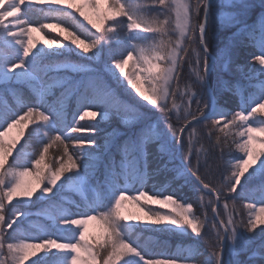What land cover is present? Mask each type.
<instances>
[{
    "label": "snow or ice",
    "instance_id": "snow-or-ice-1",
    "mask_svg": "<svg viewBox=\"0 0 264 264\" xmlns=\"http://www.w3.org/2000/svg\"><path fill=\"white\" fill-rule=\"evenodd\" d=\"M99 2L85 0L84 6L77 7L66 0H0V48L6 53L0 55V103L8 92L18 95L17 85L26 86L33 94L20 101L17 110L0 111V264L29 261L30 264H181L188 260L179 254L157 253L149 248L133 231L140 222L150 231L188 234L194 240L207 237L203 230L208 225L215 233V243L203 264H241L236 258L241 252L249 254L248 264H264V227L256 231L264 225V79L257 78L264 77V0H146L143 4L113 0L103 14L99 13ZM65 3L66 8L62 7ZM85 6L97 11L99 24L85 13ZM153 8L158 9L156 17L144 15L145 10ZM68 9H75L100 35L87 29ZM37 10L55 23L37 26L30 18V13ZM250 12H258L251 24L247 21ZM69 19L87 33L84 39L70 30L73 24L63 27ZM109 21L112 23L108 24ZM214 22L235 29L228 43L215 52L210 51ZM170 24L174 25L171 29ZM120 27L129 30L123 41L117 39ZM55 28H61V35L67 31L70 42L45 40L49 48H37L40 41L33 33ZM169 31L178 33L175 39ZM146 33L152 34L151 37ZM136 40L146 43H133ZM186 40L190 42L188 45ZM246 42L258 49L251 55L252 67L246 74L249 91L241 96L238 110L228 111L220 107L217 94L207 81L218 68L227 67L233 43ZM191 43L197 45L192 51L201 91H193L191 86L183 91L179 88ZM54 44L57 47L52 49ZM60 50L76 52L90 61L100 59L106 52L105 71L116 85L124 86L123 91L118 94L102 72L72 63L67 57L61 59ZM129 61H133L134 69L130 73L125 71ZM236 70L241 71L239 65ZM72 74H78L79 78ZM141 75L146 88L141 86ZM224 87L226 82H222L221 90ZM54 89L59 90V95ZM124 92L127 100L120 98ZM178 95L180 105L176 102ZM72 101L76 107L69 118L67 106ZM110 113L133 126L129 128L133 134L116 146L121 154L119 162L111 153V146L117 135L124 134L99 127ZM88 116L99 120L96 124L81 123ZM204 128L209 139L216 134V145L220 147L223 168L219 183L207 163L201 165L200 152L194 151ZM13 129L18 130V136L6 142L5 137ZM101 131L103 143H98L92 137ZM257 132L262 135H254ZM221 134L223 144L228 143L230 135L237 137L232 143L242 154L229 153L225 159ZM21 138L24 144L15 151L9 164ZM33 142L38 147L28 153L25 147ZM148 144L160 146L158 158H166L169 163L180 159V164L171 168L165 164L164 168L157 167L149 173ZM54 145L62 146L63 155L55 165H45L44 171L41 165ZM102 162L101 180L98 164ZM33 164L35 185L24 179L33 174ZM162 171L175 173L176 180L187 181L190 176L196 182L195 189L214 196V200L209 199L205 205L201 196L199 207L203 211L198 215L193 204L178 196L176 189L165 192L151 186L145 191L150 175ZM257 179L260 183L256 189L249 190L248 186ZM238 188L240 192L233 197ZM66 190L78 192L82 202L65 204L62 193ZM238 198L255 201L245 205L248 219L240 222L243 231L239 230L227 203ZM222 200L226 219L219 210ZM126 201L137 207L143 201L174 207L163 214L145 203L141 208L142 211L147 208L145 221L143 217L124 214ZM37 205L51 223L38 234L27 230L21 233L33 215L28 209ZM97 219L107 232L106 243L99 248L86 239L89 222ZM40 252L43 255L39 260L32 259Z\"/></svg>",
    "mask_w": 264,
    "mask_h": 264
},
{
    "label": "trees",
    "instance_id": "trees-1",
    "mask_svg": "<svg viewBox=\"0 0 264 264\" xmlns=\"http://www.w3.org/2000/svg\"><path fill=\"white\" fill-rule=\"evenodd\" d=\"M67 2H73L76 4L77 7H81L85 5V0H66V3ZM135 2L143 4L146 2V0H135ZM66 3L62 5V7L66 8ZM112 3L113 0H100L98 5L99 13L103 14L108 12L109 7ZM68 11H72L77 17V19L81 21L83 25L86 26L87 29H90L91 32H95L97 35H100L97 29L93 28L92 25L89 24L84 17H81L79 13L75 12V9H68ZM84 11L88 16L91 17L92 20H94L98 24L100 23V16L97 14L96 10L85 6ZM144 15L148 17H156L158 15V9L153 8L151 10H145ZM256 17H258V12H250L247 17L248 23L249 24L253 23ZM30 18L31 20L36 22L37 26L39 25V23H55V21L53 20L45 19L44 15L40 13L39 10L30 13ZM119 19H126V18L120 17ZM159 19L163 20L164 17L159 16ZM111 23H112L111 21L108 22V24ZM68 24H73V27L70 30L75 32L77 35H80L81 39H84V35H86L87 33H83V29H81L78 25L73 23L70 19L67 20V22L63 25V27L67 28ZM169 28L170 29L172 28L171 24L169 25ZM213 28L214 30H213L212 40L210 43V51L215 52L217 48H223L225 44L228 43V37L232 35L235 29L220 27L219 24L216 22H214ZM117 31L119 32V36L117 37L118 40L123 41L129 35V30L126 27H120L117 29ZM174 34H175L174 32L169 31V35L172 36L173 39H174ZM145 35L151 37L152 34L146 33ZM33 37L36 40L40 41V43L37 44V48L44 47L47 49L48 45L44 43L45 40H57L60 41L61 43L70 42V37L67 31H65L63 35H61V28L45 29L39 32H34ZM85 42L87 43L89 41L86 40ZM133 43H136L138 45H143L146 43V41L136 40L133 41ZM60 51L63 52V57H61V59L67 57V59L72 63L83 64L87 66V68L95 69L97 71L102 72L105 76V79L109 80V83L112 85L114 89L117 90L118 94H120V91H123L124 86L116 85L115 81L110 79L108 73L105 71V61H107L108 59L106 52L101 56L100 59L95 61H90V60L82 59L80 56L77 55L76 52L64 51V50H60ZM77 51H81V50L77 49ZM257 51L258 49L250 42H246L244 44L233 43V55L227 67L218 68V71L209 77L211 87L214 93L217 94L219 105L223 108H226L228 111L238 110L237 106L241 102V96L248 94L249 91L247 88L248 80L246 78V74L250 72V69L252 67L250 63L251 55ZM4 54H6L5 50L3 48H0V55H4ZM237 65L240 66L241 71L236 70ZM125 71L129 73L134 71L133 61H129V64L125 66ZM72 75L74 76V78H79L78 74H72ZM257 78L264 79V77H257ZM143 80L144 77L143 75H141L140 78L141 86L143 88H146L147 85L143 83ZM222 82H226V87H224L223 90H221ZM254 83H257V81H254ZM128 87L130 88L131 86L129 85ZM237 88L240 89L239 93H237ZM16 91L18 95H14L12 92H8L7 94H5L4 102L0 103V111H5V110L15 111L18 109V104L20 101L28 100L30 97L33 96L30 89H28L26 86L23 85H17ZM54 91H56V94L59 95L58 89H54ZM132 91L134 92V90ZM120 98L122 100H127V92H124V94L121 95ZM75 107H76L75 101H72L67 106L69 118H71L70 113L75 110ZM20 114H23V111H21ZM98 120L99 118H93L91 116H88L85 117V120L81 121V123L96 124ZM206 122L207 121H205V123ZM99 127L104 129L106 132H111L113 129H116L118 133L124 134V135H117L114 139V143L111 146V153L114 155L115 160L119 162V160L121 159V154L116 151V146L122 145L124 139H126L127 136L133 134L132 131L129 130V128L133 126L124 124L120 116H116L110 113L108 120H106L103 124H100ZM103 135L104 132L101 131L98 132L92 138L97 139L98 143H103V139H102ZM215 135L216 134H214V137ZM254 135L261 136L262 134L257 132L254 133ZM17 136H18V130L13 129L8 134V136L5 137V141L7 142ZM233 139H238V138L230 135L228 137V143L223 144L224 137L221 134V142L223 146L225 159H227L229 153H231L233 156L242 154L239 152V149L237 148L236 144L232 143ZM23 144H24V138H21L19 144H17V148L14 150L13 157H9L8 160L9 164L12 163V160L15 157V151H18L20 149V146ZM151 145L153 144H148L146 147L147 159L149 161L148 163L149 173H152L157 167L164 168L165 164H167L168 168L180 164V161L178 159H175L171 163H169L166 158L163 157L158 158L157 154L159 150L158 152L148 150L149 146ZM154 146L160 148L159 145H154ZM37 147H38L37 143L33 142L31 146H26L25 150L28 153H32ZM257 147H259L258 143H257ZM61 155H63L62 146L57 147L56 145H54L52 148L49 149V153L46 156L44 163L41 165V169L47 171L45 165H49V164L55 165ZM220 155H221L220 147L217 146L216 157H214L212 161L214 164L213 173L215 174L214 180L216 183H219L221 179V177L219 176V172L223 168V161L220 160ZM103 171L104 169L102 162L98 164V176L101 180L103 179ZM249 171H251V169H249ZM34 173H35V166L33 164V174L24 178L26 183H31L35 185L36 178ZM174 176L175 173L164 172V171L160 172L159 174L150 175L148 180V187L145 188V191H147L148 188H150L151 186L155 187L156 189H163V191L165 192H171L172 189H176L177 195L185 198L189 203H192L197 214L201 215L202 212L200 209H198L195 200L202 192H199L195 189L194 187L196 183L195 180L190 176L187 178V181H185V179L183 178L176 180L174 179ZM93 183H95V181H93ZM259 183L260 181L258 179L253 181V183L248 186L249 190H255ZM133 186L135 187V185ZM239 192L240 189L238 188L237 193H233L232 196L236 197ZM130 194L131 193H129V195ZM149 195H151V192H149ZM62 196L66 198L65 204H67V201H75L76 203L82 202L80 194L72 190L64 191L62 193ZM162 198L163 197H160V199ZM33 199H35V197H33ZM254 202H255L254 200L243 199V198H238L235 200L229 199L227 201L229 205V211L232 213L233 219L237 223V226L240 231L244 230L243 227L240 226V222L241 221L246 222L248 219V210L245 207V205ZM13 203H15V200L13 201ZM145 203L147 204L148 207L153 208L163 214H168L169 212L172 211L174 207L173 205H162L148 201H143L141 207H137L134 202L126 201L123 206L124 214L137 215L143 217L144 220L146 221L147 217L144 216V211H147V208H144L143 211L141 210V208ZM221 203L223 204V200L221 201ZM28 210L32 212L33 215L30 218L29 224H26L21 228V233H24L27 230L32 234H38L41 229L47 228L48 225L51 223V220L47 215L41 214V206L37 205L34 207H30ZM133 223H137V222H133ZM260 227H264V225L258 226L256 230L257 232H259ZM133 231L135 234L140 235L142 242H146L148 244V247L157 253H166L168 255L179 254L182 257H188V260L186 262L182 261L181 264H203V262L205 261V259L207 258V256L211 251V245L215 243V233L210 229L208 225H206L205 229L203 230L204 232H207V237L205 239H199V240H194L192 236L188 234L179 235L171 231L153 232L150 231L148 227L144 226L142 222H140L139 225L133 229ZM86 239L90 243H92L93 246L96 248H99L101 245L106 243L107 232L105 231V226L102 221L97 219L89 222L88 231L86 233ZM259 242H260L259 239H257L256 241L257 246ZM196 250L199 251V254L196 253ZM42 255L43 253L40 252L37 257H33L32 259L37 258V260H39L38 257ZM248 257L249 254L247 252H241L236 258L241 261V264H248ZM157 258H163V256H158ZM27 264H30V261L27 262Z\"/></svg>",
    "mask_w": 264,
    "mask_h": 264
},
{
    "label": "rangeland",
    "instance_id": "rangeland-1",
    "mask_svg": "<svg viewBox=\"0 0 264 264\" xmlns=\"http://www.w3.org/2000/svg\"><path fill=\"white\" fill-rule=\"evenodd\" d=\"M174 27V25H172V28ZM175 33V32H174ZM178 35V33L174 34V39L176 38V36ZM190 42H188L187 40L185 41V44L188 45ZM197 45L194 43L190 44L189 47V57L186 58L185 60V64L184 67L181 70V79L179 81V88L181 91L185 90L186 88H188L189 86H191V90L193 91H201L202 89L200 88V86L197 84V76H196V66L194 63L195 60V53L192 51L193 48H196ZM49 48V46H48ZM52 49L56 48V45H52L51 46ZM209 80V78H208ZM209 84L211 86L210 80H209ZM177 104L180 105L182 104V100L179 97V95L177 96V100H176ZM221 107V106H220ZM223 108V107H221ZM225 110H227L226 108H223ZM195 110V104H193V111ZM208 122H206L205 124H207ZM207 128H204L203 131L201 132L200 138L198 140V142L194 145V151H199L200 155H201V165H204L205 162L208 165L209 170H211V172L214 171V164H213V158L216 157V152H217V145H216V141H215V137L214 135L212 136L211 139L208 138L207 136ZM148 150L150 151H154V152H158L159 148L155 147L154 145L149 146ZM193 163H195V157H193ZM204 169L202 168V171ZM204 196V201L203 203L205 205H207V201L209 199H213L214 200V196H210L207 192H203L201 194H199V196L196 198L195 202L196 205L198 207V209L201 210V212L203 211V209H201L199 207L201 201H200V197ZM222 204V203H221ZM222 205L220 206V211L223 215V217L226 219L227 216L224 213V210L221 208ZM208 216H209V220H211L212 214L209 211L208 212ZM222 217V218H223Z\"/></svg>",
    "mask_w": 264,
    "mask_h": 264
},
{
    "label": "water",
    "instance_id": "water-1",
    "mask_svg": "<svg viewBox=\"0 0 264 264\" xmlns=\"http://www.w3.org/2000/svg\"><path fill=\"white\" fill-rule=\"evenodd\" d=\"M207 83H208V87H210V88H211V86H210V84H209V80L207 81ZM179 161H180V159H179Z\"/></svg>",
    "mask_w": 264,
    "mask_h": 264
}]
</instances>
